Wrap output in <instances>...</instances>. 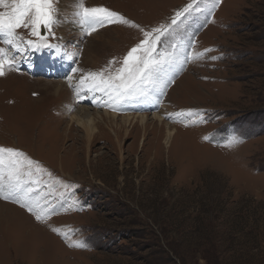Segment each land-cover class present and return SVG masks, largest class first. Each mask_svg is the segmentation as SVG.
I'll use <instances>...</instances> for the list:
<instances>
[{"label":"rangeland","instance_id":"374dc122","mask_svg":"<svg viewBox=\"0 0 264 264\" xmlns=\"http://www.w3.org/2000/svg\"><path fill=\"white\" fill-rule=\"evenodd\" d=\"M69 2L56 0L54 35L41 30L59 50L23 43L0 77V146L41 166L32 196L51 211L37 220L23 200L0 198V264H264V0H197L176 25L191 0H83L130 22L91 35ZM157 28L167 29L154 53L165 62L146 95L115 110L102 93L77 97L84 75L119 68ZM43 54L48 73L33 75ZM85 108L115 112L118 124L160 113L176 134L166 149L149 130L143 147L137 128L119 147L103 115L89 142V127L71 120ZM233 137L242 143L229 147Z\"/></svg>","mask_w":264,"mask_h":264},{"label":"snow or ice","instance_id":"6c2138e0","mask_svg":"<svg viewBox=\"0 0 264 264\" xmlns=\"http://www.w3.org/2000/svg\"><path fill=\"white\" fill-rule=\"evenodd\" d=\"M55 4L56 0H0V9H10L0 11V38H2L0 42L8 46L0 48V77L6 75V69L15 70L16 58L10 52L24 51L21 46L23 43L37 50L44 47L59 50L60 46L49 44L48 36L42 35L41 32L43 28L54 35V25L62 22ZM198 6L197 0H191L182 11L176 13L172 25H176L181 17L195 11ZM77 9L73 14V22L88 35L98 28L117 21L130 24L118 13L107 8L86 7L83 0H77ZM131 26L137 27L135 24ZM20 28L28 29L29 34L37 37L39 43L33 40L25 42L23 37L18 35L17 30ZM166 31L167 29L157 28L152 33L145 32L144 41L133 47L123 59L121 66L114 71L111 66L116 63L115 60L110 61L109 66L99 72H89L84 75L79 80L81 87L74 89L77 97H81L82 90L93 95L97 92L102 93L107 98L108 106L115 110L116 105L127 99L146 95L149 90L148 86L155 84L165 62L163 58L154 53L160 36ZM68 79L71 86V77ZM238 143H242V140L233 137L228 146L231 147ZM42 171L41 166L26 157L23 152L0 146V198L12 199L15 202L23 200L24 203H21V206L27 207L37 220L51 215V211L43 207L32 196L34 191L32 185L40 183L38 174ZM48 175L50 176L51 173ZM53 231L56 230L53 229ZM70 246L85 247L79 242Z\"/></svg>","mask_w":264,"mask_h":264},{"label":"bare ground","instance_id":"6f19581e","mask_svg":"<svg viewBox=\"0 0 264 264\" xmlns=\"http://www.w3.org/2000/svg\"><path fill=\"white\" fill-rule=\"evenodd\" d=\"M61 1L63 3H66L68 0H61ZM69 1H70L69 3L71 4L77 2V0H69ZM15 79L16 78H14V80ZM164 107H167V105L163 106V108ZM164 109L168 112V109L166 108ZM101 110L102 111H97L95 113V117H91L89 116L88 111L85 108L82 111L76 112L71 117L72 122H74V124H76L77 126H83L84 128L89 127L90 131L87 134L89 142L96 139V136L98 134L102 135L101 129L98 126H96L95 123L103 122V115H106V117L112 116L114 118V127L111 129L109 126L108 127L106 126L105 133L110 136H113L115 138V142L118 144L119 147H122L123 138L130 137L132 132L138 128L139 131L143 132V137L140 140V146L143 145L144 147L146 145L145 143L146 135L147 132L150 130L158 135L157 138L155 137L158 140V142L159 140H161V144L164 145L166 149L170 148L173 140V136L176 134V127L166 122L164 115L160 113H153V115H151L150 118V115L148 114H128L121 120L123 124H118L120 121L118 119L119 116L117 113L113 112L111 114L106 109H101ZM151 120L153 122H150Z\"/></svg>","mask_w":264,"mask_h":264},{"label":"crops","instance_id":"0c3cea01","mask_svg":"<svg viewBox=\"0 0 264 264\" xmlns=\"http://www.w3.org/2000/svg\"><path fill=\"white\" fill-rule=\"evenodd\" d=\"M120 150V149H119Z\"/></svg>","mask_w":264,"mask_h":264}]
</instances>
